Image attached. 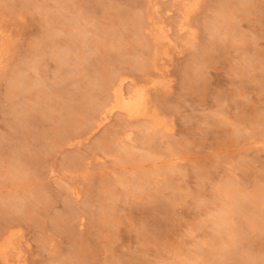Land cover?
<instances>
[{"label": "rangeland", "instance_id": "rangeland-1", "mask_svg": "<svg viewBox=\"0 0 264 264\" xmlns=\"http://www.w3.org/2000/svg\"><path fill=\"white\" fill-rule=\"evenodd\" d=\"M184 1L0 0V235L25 264H199L229 183L258 208L208 263L264 264V0H200L182 23ZM156 5L170 41L148 68ZM120 77L169 131L100 109Z\"/></svg>", "mask_w": 264, "mask_h": 264}, {"label": "bare ground", "instance_id": "bare-ground-1", "mask_svg": "<svg viewBox=\"0 0 264 264\" xmlns=\"http://www.w3.org/2000/svg\"><path fill=\"white\" fill-rule=\"evenodd\" d=\"M199 3H200V0H185L183 2L182 7H181V13H182V18H183L182 23H185V21L186 22L188 21L189 17L192 15V13L198 8ZM153 8H154V13H152L153 11L149 12L147 15V23L145 22L147 27H148V30L150 32V36H151V42L150 43L148 42V44L144 45L147 47V49L149 51V56H150L149 63L147 65H146V63L144 64L148 68L150 66L157 68L159 66L158 62L160 60H162V57L168 56L167 43L170 41L169 37L167 35V31L165 30V27L158 20H156L155 12H156V9H158L157 5ZM138 22H139V25H141V26L145 25L144 20L139 19ZM182 23L180 25V30L184 31V30L188 29V26L186 24H182ZM143 27H145V26H143ZM147 27H146V31H147ZM216 30H217V25L213 28V31H216ZM4 31L0 27V66L1 65L4 66V64H3V63H5L4 58L6 55H8L7 53L9 52V49H10L9 47L11 45L10 42L12 41L9 39L10 35L9 36L6 35ZM80 40H82V39H80ZM110 77H112V76H110ZM13 80H15V81H13V83H14L13 87L19 88V84L22 80H20V78L19 79L14 78ZM124 80L125 79L122 77H120L118 79H116V78H112L110 80L107 79V81L105 82V85H104L106 96L103 99H105V101L102 105L103 107L101 106L100 109L103 108L102 110L106 111V113L107 112L112 113L114 111H119L120 113H124L129 119H132V118H149L150 120L149 119H142L144 121L149 120V122H148L149 123L148 131L149 132H157L158 130L160 131L161 129L165 130V131H169L170 130L169 126L165 123V121L162 118H159L158 115H156L154 113L148 112L150 110H148V108H147L148 102H147V90H146V88L142 86L140 88H135V89L129 91L128 93H125ZM159 83H157V84H159ZM157 84H155V85H157ZM108 108H110V110H108ZM159 116H160V114H159ZM104 118L106 120L108 119L107 117H104ZM103 122H104V120L99 122V124H101V123L103 124ZM127 138L130 141L131 135H128ZM127 156H128V159L133 158L132 153H128ZM138 161H139V159H138ZM142 161H143V159H142ZM123 178H121V179L125 182V180ZM20 180L24 181V178H21ZM130 182L132 183V180ZM220 192L225 194L229 198V202L227 203V205L226 204L224 205L226 208L225 209L222 208V209H224L223 213L221 215L219 214V216L216 217V220L214 223L215 224L214 225L215 231H217L221 235V239L214 238L211 240V243L209 245L208 250L203 252V254H202L203 257H200L203 260L201 262H199V264H209L208 263L209 257H213L215 259V257L220 256V257L224 258L225 260L228 259V261L233 260L235 250L237 247V240H236L237 238L235 239V237L237 235V229H236V225H237L236 221L237 220L234 219L232 214L236 208H240L241 211L243 213H245V215H244V217H245L248 214L249 205L252 204L254 206L255 211L258 208L257 196H254V197H248L247 196V197L240 198L237 191L233 190L230 183H229V185L227 184L226 187L222 188L220 190ZM247 219H248V221L250 220V222L254 224L253 227H255V228H257L259 226V224L262 222L261 221L262 219H260V217L257 215L256 212L254 213V216L252 218H248V216H247ZM13 230L14 229L11 228V230H7L4 234L0 235V262L2 264H22V260H23V263H24V261L26 262V260L23 259L25 253H23L24 251L22 252L21 243H20L23 237L20 239V237L22 235L20 236L19 233L16 231V229L14 231ZM198 254H199V252H198ZM200 258H198V259H200ZM214 264H225V263L216 260V262Z\"/></svg>", "mask_w": 264, "mask_h": 264}]
</instances>
